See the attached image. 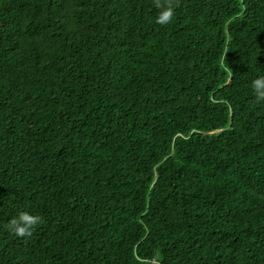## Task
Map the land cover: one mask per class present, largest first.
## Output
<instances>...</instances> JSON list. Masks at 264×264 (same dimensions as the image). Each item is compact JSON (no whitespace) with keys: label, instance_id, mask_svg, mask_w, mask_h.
<instances>
[{"label":"trees","instance_id":"1","mask_svg":"<svg viewBox=\"0 0 264 264\" xmlns=\"http://www.w3.org/2000/svg\"><path fill=\"white\" fill-rule=\"evenodd\" d=\"M172 2L0 0V264H264V0Z\"/></svg>","mask_w":264,"mask_h":264},{"label":"clouds","instance_id":"2","mask_svg":"<svg viewBox=\"0 0 264 264\" xmlns=\"http://www.w3.org/2000/svg\"><path fill=\"white\" fill-rule=\"evenodd\" d=\"M155 7L158 9V14L155 17L157 24L167 25L172 22L176 8L172 0H155ZM252 90L257 101H264V76H259L252 81ZM42 223V216L31 214L26 210H19L5 227L18 237H29L33 229Z\"/></svg>","mask_w":264,"mask_h":264},{"label":"rangeland","instance_id":"3","mask_svg":"<svg viewBox=\"0 0 264 264\" xmlns=\"http://www.w3.org/2000/svg\"><path fill=\"white\" fill-rule=\"evenodd\" d=\"M216 134H217V133H216ZM181 137H182V136L179 135V136L177 137V139H178V138H181Z\"/></svg>","mask_w":264,"mask_h":264}]
</instances>
